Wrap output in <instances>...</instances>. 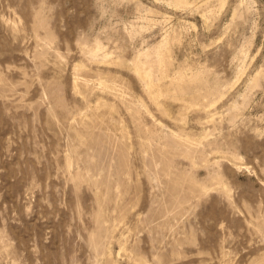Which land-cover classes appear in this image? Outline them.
I'll return each instance as SVG.
<instances>
[{
  "label": "rangeland",
  "instance_id": "1",
  "mask_svg": "<svg viewBox=\"0 0 264 264\" xmlns=\"http://www.w3.org/2000/svg\"><path fill=\"white\" fill-rule=\"evenodd\" d=\"M0 264H264V0H0Z\"/></svg>",
  "mask_w": 264,
  "mask_h": 264
},
{
  "label": "bare ground",
  "instance_id": "2",
  "mask_svg": "<svg viewBox=\"0 0 264 264\" xmlns=\"http://www.w3.org/2000/svg\"><path fill=\"white\" fill-rule=\"evenodd\" d=\"M152 81V80H151ZM149 86V85H148Z\"/></svg>",
  "mask_w": 264,
  "mask_h": 264
}]
</instances>
